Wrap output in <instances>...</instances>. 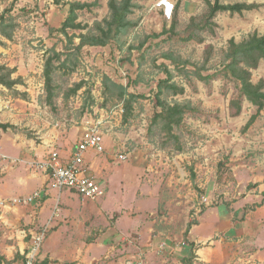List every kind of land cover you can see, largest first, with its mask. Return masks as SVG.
<instances>
[{"label":"rangeland","instance_id":"374dc122","mask_svg":"<svg viewBox=\"0 0 264 264\" xmlns=\"http://www.w3.org/2000/svg\"><path fill=\"white\" fill-rule=\"evenodd\" d=\"M69 1L76 0L59 4L54 0H0V14L12 7L16 23L11 39L0 32V64L16 68L12 78L18 81L10 88L0 84V124L11 125L0 128V151L8 156L0 160V171L4 166L27 165L22 161L26 157L18 158L24 153L17 143L26 149H45L46 153L57 149L67 156L84 128L103 118L112 128L104 137L105 150H88L85 156L87 162L95 164L97 170L91 171L100 180L105 195L98 200H82L70 189L60 194L56 190L53 202L58 206L52 217L66 205L72 206L73 224L81 216L89 218L88 210L112 217L120 213L119 225L132 230L135 242V229L142 226L147 234L150 222L145 223L146 214L156 211V232L162 231L164 239L175 238L177 249L170 252V248L162 247L148 257L145 253L141 256L139 249L131 252L139 254L143 264H193L195 245L188 239L189 231L180 233L181 226L186 219L194 222L198 214L213 207L223 211V226L224 218L230 225L236 224L235 228L245 223L238 233H223V264H252L254 259L248 254L257 249L252 239L264 236V113L261 111L243 132L257 108L245 100L242 113L230 115V100L238 94L235 82L220 74L206 83L186 71L204 65V74L222 69L230 39L241 42L255 31L264 34V0H221L225 4L261 6L241 14L219 11L214 18L218 24L214 33L189 27L193 16L208 13L206 0H134L130 17L136 25L128 34L106 46L87 45L80 52L74 49L80 38L73 35L87 32L96 20L108 16L109 0H77L96 4L78 11V21L87 28L69 29V36H65L58 29L68 16ZM175 15L178 24L172 30ZM190 34L196 38L186 40ZM201 36L203 42L198 40ZM55 50L63 54L61 59H53L48 86L45 65ZM169 52L184 64L190 61L184 68L180 64L186 71H178L163 56ZM206 56L209 61L205 64ZM165 65L173 74L169 85L184 87V92L175 94L164 86L160 98L171 104H189L192 109L177 130L183 138V151L173 149L171 144L163 148L165 135L160 130L149 134L152 119L161 110L157 95L160 80L167 77ZM105 75L138 97L128 104L118 98L116 90L105 91ZM118 145H125L129 154L126 161L113 158ZM148 190L165 201L138 197ZM160 216H164L162 221ZM72 227L66 224L57 231L49 227L39 251L50 252L58 260H70L78 256V246L85 251L84 264H92L93 258L82 247L81 239H72L83 232L82 228L74 227L73 231ZM104 248L92 249L104 258ZM245 253L243 259L238 257ZM108 263L115 264L108 257L93 264Z\"/></svg>","mask_w":264,"mask_h":264},{"label":"crops","instance_id":"0c3cea01","mask_svg":"<svg viewBox=\"0 0 264 264\" xmlns=\"http://www.w3.org/2000/svg\"><path fill=\"white\" fill-rule=\"evenodd\" d=\"M255 71L258 72L256 75ZM261 78H264V60H261L259 67L253 70V81L257 82ZM262 113H264V109ZM16 146L22 154L24 153L18 158L24 156L26 157L25 160L27 158L29 160L44 159L52 151L49 150L46 153V151H44L45 149H38V147H29L30 149L27 147L26 149L20 143H17ZM88 162L91 169L97 170V168H94L95 164L90 161ZM7 167L8 166H4L0 171V200L27 196L37 190L45 189V192L41 198L31 203L15 204L3 208L0 217V264H24L26 254L29 252L32 245V234L46 224L49 225L51 231L60 230L66 226V224L71 227L73 226L71 230H73L74 227H81L83 232L80 235L75 234L72 239H81L82 247L84 245L87 254L93 258V260H90V262L93 263L101 262L105 257H108L111 262L114 260L115 264H133L135 262L138 264L140 261V259H138L139 254L132 253L131 251L139 249L141 256L142 253H145L148 257L153 251H158L162 247L168 250L170 248V252L177 249L176 243L173 241L175 238L166 237L165 240L162 231L159 230V232H156L157 229L156 227L154 228L155 222L158 221V219L154 217L156 211L152 212L150 216L146 214L148 219L146 218L145 223L150 222L147 234L144 233L142 226H138L135 229V237H137L135 242L132 241V230H125L119 225L117 217L121 215L120 213L112 217L110 214L104 212L98 211L96 213H91L90 210H88L90 215L89 218L85 219L81 216L80 219L76 220L75 224H73V216L70 212L72 206L66 205V207L60 208L61 212L59 211V214H55L52 217V214L56 210L55 207L58 206V203L55 204V202H53L58 190L54 188L46 189L48 185L47 175L43 171L36 170L28 165ZM147 185L150 186L149 183ZM151 192L154 193L152 190L142 191V195L138 197L141 199L148 198V200L155 197L158 202L165 201L163 196ZM60 193L61 192H59V194ZM81 198L82 200L85 199L83 197ZM149 217L153 218V220ZM212 217H214L215 220ZM163 219L164 216L159 217L160 221ZM224 219L226 223L223 226V211H218L213 207L197 215L196 221L192 223L188 232L190 243L195 245L194 252L196 260L193 264H223V241L225 240V238H223V233H226L228 230H236L238 233L245 228L244 221V225H241L242 222H240L238 227L235 228L236 224L230 225L228 220H226V218ZM210 220H212V222H210ZM189 222L190 219L184 221L180 233L186 232ZM240 225L243 227L241 228ZM252 242L257 245V249L253 248V251L251 250L248 254L249 257L254 259L252 264H264V247H262L264 245V236L258 239H252ZM93 246H97L98 249H103L105 247L104 249H106L105 252L107 253L105 257H99L96 252L93 251ZM77 250L78 256L70 260H58L50 255V252L40 251L36 264L86 263L87 259L83 258L85 254V251H83L84 249L77 246ZM236 254L240 253L237 252ZM245 256L246 253L238 257L243 259ZM226 263L231 264L232 261ZM237 264L240 263L237 262Z\"/></svg>","mask_w":264,"mask_h":264},{"label":"trees","instance_id":"16d2710c","mask_svg":"<svg viewBox=\"0 0 264 264\" xmlns=\"http://www.w3.org/2000/svg\"><path fill=\"white\" fill-rule=\"evenodd\" d=\"M16 1L18 0H15V2ZM61 1L62 0H54L56 4L61 3ZM206 2L209 8L208 13L202 17L193 16L189 27L205 32L209 31L211 33H214L215 28L218 26L214 18L219 11H230L232 13L238 12L241 14L245 10H252L261 6L258 3L247 2L225 4L221 0H206ZM68 4V16L62 23V26L58 29L65 36H69V29L82 30L87 28L88 25L85 27L78 21V11L87 7H92L96 3L76 0L69 1ZM108 6V16L102 20H96L93 26L88 28L87 32H81L78 36L73 35L74 37L80 38V42L74 48L77 52H80L81 49L87 45L106 46L111 40L118 39L128 34L136 25V21L130 17L133 13V8L135 7L134 0H109ZM12 11V7H9L0 14V32L3 36L9 39L13 37V32L16 27ZM176 15L173 20L172 30H174L178 24ZM194 36L196 35L190 34L185 39L192 40L196 38ZM198 40L203 42L202 36L199 37ZM70 41H72V39ZM62 54V52L55 50L54 55L48 58L46 62L45 77L48 86L52 82L53 59L54 57L61 59ZM163 56L171 60L178 71H186V69L180 67L181 62L183 63V61H180V57H177L173 52L165 53ZM261 60H264V34H259L255 31L241 42H237L234 38L230 39L222 69H217L212 73L204 74V65L203 67H195V71L186 72H192V74L198 79L206 83L216 79L220 74L230 81L235 82L238 88V94L230 100V115L233 117L239 116L243 111V103L245 100H248L257 108V112L250 117L248 122L242 128V131L246 132L264 109V78H261L258 82L253 81V70L259 67ZM208 61L209 57L206 56L205 64L208 63ZM184 62L185 64L190 63V61ZM185 64L183 65V68ZM165 68L167 77L160 80L159 93L157 95L161 110L154 115L149 127V134H154L156 130H160L165 135L163 148H169V144H171L173 149L183 151V138L181 133L177 130L180 128L185 114L192 109L189 104H182L179 102L171 104L160 98L164 86L173 89L175 94L184 92V87H180L175 83L169 85V82L173 78V74L166 65ZM14 72H16V68H10L6 65L0 64V84L9 88L15 85L18 81L17 79L12 78ZM103 82L105 91L112 89L116 90L118 98L120 100H125L128 104H130L134 98L138 97L137 94L128 91L127 86L114 81L107 75H105ZM10 126L11 125L9 124H0V128L7 129ZM194 222L191 221L188 223L187 232Z\"/></svg>","mask_w":264,"mask_h":264},{"label":"built area","instance_id":"2783aa9c","mask_svg":"<svg viewBox=\"0 0 264 264\" xmlns=\"http://www.w3.org/2000/svg\"><path fill=\"white\" fill-rule=\"evenodd\" d=\"M105 119L101 118L84 128L80 140L73 146L71 152L64 156L57 149H53L44 159L23 160L28 166L43 171L48 177L46 189L54 188L61 192L63 189H70L83 198L99 199L105 195V189L101 186L100 180L91 171V166L86 160L85 154L88 150L101 153L105 150L104 137L111 132ZM128 152L125 145H118L114 159L126 161ZM7 160L8 156L0 152V160ZM21 160V159H20ZM44 190H37L34 193L23 196L0 200V217L3 208L15 204H28L43 196ZM49 230L48 224L44 225L32 234V245L26 254L24 264H35L40 253L41 245ZM138 264H143L140 260Z\"/></svg>","mask_w":264,"mask_h":264}]
</instances>
